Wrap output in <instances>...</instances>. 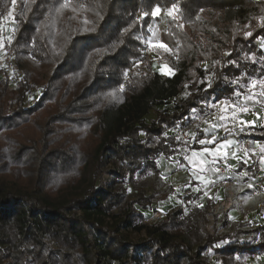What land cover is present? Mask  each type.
Here are the masks:
<instances>
[{
  "label": "trees",
  "instance_id": "16d2710c",
  "mask_svg": "<svg viewBox=\"0 0 264 264\" xmlns=\"http://www.w3.org/2000/svg\"><path fill=\"white\" fill-rule=\"evenodd\" d=\"M62 2L17 0L18 30L7 52L31 68L13 85L0 70V264H247L264 255V223L216 212L214 199L188 212L173 208L154 222L144 213L163 194L149 190V178L160 172L154 161L185 147L177 135L190 140L171 130L189 127L193 108L205 116L202 101L231 98L232 79L264 74V65L247 59L264 56L257 43L264 0H72L75 12L56 15ZM173 3L188 23L205 7L224 9L231 26L225 42L203 25L220 43L202 48L172 20L180 59L175 75L164 76L137 39L149 35L138 18L155 4ZM12 6L0 0V16ZM239 23H250L254 36L245 38ZM134 60L147 61V70L125 77ZM196 134L203 138L202 130ZM241 136L264 140V129ZM199 197L189 193L185 200ZM130 230L145 235L135 241Z\"/></svg>",
  "mask_w": 264,
  "mask_h": 264
},
{
  "label": "snow or ice",
  "instance_id": "6c2138e0",
  "mask_svg": "<svg viewBox=\"0 0 264 264\" xmlns=\"http://www.w3.org/2000/svg\"><path fill=\"white\" fill-rule=\"evenodd\" d=\"M33 3L36 0H32ZM13 8L17 4V0H11ZM72 0H63L59 7L54 9L56 15H60L62 11L70 9L75 12V8H70ZM180 11L178 6L173 3L166 9V14L173 21L177 19V13ZM165 12L160 4H155L151 12H144L139 18L138 22L142 28L147 27V30L151 32V26H145L144 20L149 18L155 20L159 18L162 13ZM261 28H264V16L257 18ZM2 21H7L11 27L8 29V33H5V28ZM88 21H85L87 23ZM177 27L183 29V24H178ZM246 27H251L249 23ZM18 30L16 24V18L14 12L9 10L6 16L0 17V59L7 55V49L12 46L15 41V33ZM39 31V28L36 29ZM127 31V29H124ZM245 38H250L254 36L252 31H245L243 33ZM141 44H145L149 50H159L163 49L164 52L171 53L172 49L168 44L155 39V33L147 40H142L137 37ZM261 41L260 52L264 53V37H258ZM32 47L35 46V41H33ZM225 55H231V53H225ZM247 59L253 64L264 65V56L257 58L255 53L247 54ZM134 66L138 67L140 61H134ZM216 61L215 64H219ZM230 65L239 67L236 61H230ZM207 67L205 72H207ZM159 72L164 76L175 75V70L171 68L168 64H161L159 67ZM261 73H264V67L261 68ZM128 70H125V77H127ZM214 73L212 76L207 77V87H212V81L214 78ZM247 82H243L244 80ZM203 83V81H201ZM230 83L235 86L231 94V98L225 97L220 100H209L202 101L205 109L204 115L213 116L214 119L211 123L208 120H204V123L208 124V127L204 128L203 138L197 139L196 133H191L190 140H181V136L177 135L175 140L177 145L184 144L185 147H176L172 149L173 155L168 156L167 159L172 161V163L179 168L186 169L190 172L191 179L188 184L185 185L186 188L190 189L196 193H202L204 197L209 200L214 199L210 194L211 187L219 180L226 179H236L243 183L244 187L248 190L247 196L244 197L245 203L252 199L253 192L256 191V181L257 177L253 169H257L264 172V143L258 141H250L240 139L241 134L247 133L253 130L255 127L259 126L264 129V117L256 111V106L259 105L261 109H264V74L250 76L247 73H242L235 79H232ZM120 91L123 92L124 85L121 84ZM187 87V86H186ZM207 90V89H206ZM113 98H115V93H111ZM207 109H213L214 112H208ZM254 113L256 119L246 120L243 117ZM192 119L200 118L197 115V110L192 109ZM187 119V118H186ZM199 127V126H197ZM223 130L224 135H218L220 130ZM167 138V133H163ZM198 145V148L191 147L190 145ZM170 147V146H169ZM180 156V159L176 157ZM230 160H234L235 164L229 163ZM154 163L157 167L160 166V161L156 160ZM240 165H243L241 168ZM239 169V170H237ZM251 173V174H250ZM166 173H161V177L166 178ZM195 181V184H193ZM131 191V189H129ZM179 191V190H177ZM219 199V197H215ZM191 203V201H189ZM199 207L203 208L204 205L200 204ZM162 214L163 208L157 209ZM231 218V217H230ZM252 222L249 221V224ZM255 238V237H253ZM237 260L240 259L239 256L236 257ZM256 261H260L261 257L256 256Z\"/></svg>",
  "mask_w": 264,
  "mask_h": 264
},
{
  "label": "rangeland",
  "instance_id": "374dc122",
  "mask_svg": "<svg viewBox=\"0 0 264 264\" xmlns=\"http://www.w3.org/2000/svg\"><path fill=\"white\" fill-rule=\"evenodd\" d=\"M163 8H165V12L162 13V15L159 18L152 20V23L150 25L151 26V32H149V35L145 38V40L150 38L152 36V33H155V39L160 40V41L168 44L169 47L172 49V52L167 53V52H164L163 49L149 50V49H147L145 44L143 47V51H144V53L149 54V56L151 57L150 58L151 66L155 70H159V67L161 64H168L171 68H173L175 70L174 65L180 59V48L179 47H180L181 43H180V39L175 35L174 31L171 29L170 22L172 21V19L169 18L166 14L167 8L166 7H163ZM9 10H12L14 12V15H15L16 12L18 11V7H17V5L15 6V8H13V6H12ZM262 16H264V11L262 13H260V17H262ZM177 20H178L179 24L184 25L182 31L186 32L189 35L190 39L195 44H197L198 46H200L202 48H207V47H210L213 45H219V43H220V41L215 40V38L211 32H208L202 28L203 25H210L213 28H215L218 31L220 38L222 40H224L225 42H228L227 41V31H228L229 27L231 26V22L226 18V12L224 9H219V8H214V7H205L200 11L197 21L188 23L184 20L179 19L178 17H177ZM246 25H248V24H244V23L238 24L240 33H244L245 31L251 30L249 27H246ZM10 27H11V25L8 22H6V25L4 26L6 34L8 33V29ZM257 43L260 47L261 41L257 40ZM9 54H11V53H9ZM12 55L16 61L18 68L21 70L20 74H14L13 75L11 73H6L3 69L0 68L2 73H6L12 79L13 82L11 85H13V83L17 82V80L22 75L25 67L31 68V65L27 64L25 61L19 62L16 59L15 55L14 54H12ZM161 58H164L165 61L160 62ZM134 61H140V63L138 65V67H135L134 63H133L132 68L128 70L127 76L131 75L134 71L147 70V61H142V60H134ZM195 64H196V62H195ZM204 67L209 68L210 64L205 63ZM37 71H39V70L37 69ZM42 75H44V74H42ZM212 75H213V72H211V71L208 72V74L206 75V78H205L206 82H208L207 77L212 76ZM40 90L41 89H37V93L35 94L36 96H38V93L40 92ZM184 95H185V93L183 95L175 98L174 100H172L171 104L168 107L172 108L174 106V104L178 103L180 98L183 97ZM214 111L215 110H213L211 112H214ZM256 111H258L260 113V115L262 117H264V109H261L259 107V105L256 106ZM156 112L157 111H152V113L149 115V118L155 117ZM197 115L200 118L193 119L194 121L190 124L189 127L184 128V129L182 128L179 130H171V132H179L180 131L182 134L185 135V137H190L191 133H196V131L203 130L204 128L208 127V124L204 123V120H208L209 123H211L214 119L213 116H206V115L202 116L198 112H197ZM243 118L246 120H252V119H256V116L254 113L250 112L249 114H247ZM197 126H199V127H197ZM218 135H220V136L224 135V132L222 129L219 131ZM240 139L256 141L253 137L246 138L244 136H240ZM257 141H259V140H257ZM260 143H264V141H260ZM176 158L180 159V162L183 163V160L180 156H177ZM159 161H160V166H159L160 172L158 174H156L155 176H152L149 178V184H150L149 190L151 191L152 188L154 186H156L159 190L162 191L163 194L161 195L160 199L151 208L144 209V213L146 215L147 221H149V222L156 221L155 213L158 211L157 209H160V208H163L164 214L161 213V217H163V216L167 215L168 212L173 208H178L181 206L184 208V210L186 212H188L190 207L193 205L205 204L206 197H204L202 195V193H196V192H193L190 189L186 188L185 185H187L188 183L183 184L181 187H177V188L173 187V185H177V186L179 185V182H180L179 179L181 176L183 178V176H186V174L190 175L189 171H187L186 169H183V168H179L178 166L174 165L172 163V161L168 160L167 158L161 157ZM229 163L235 164V161L230 160ZM240 167L242 168L243 165H240ZM237 170H239V169H237ZM253 171L255 172L256 175H258L257 176L258 180L256 181V191L253 192L252 199L248 200L247 203H245L244 197H246L248 192L251 190H248L246 187H244L242 182H240L236 179H227V180H231L233 182V183H229V184L226 182L227 180L217 181L211 187L210 194L212 196L213 195L217 196L218 192H216V189H218L220 192L221 191H227L228 193H227L226 197H228L230 195V193H233L234 200L238 201L237 204L235 203V205L240 207L244 214H247V213L251 214V216H250L251 219H254L252 223L255 224L260 220H261L260 223H264V208L259 206V204H264V189L261 186L262 183L264 185V172H261L257 169L256 170L253 169ZM161 173H166L167 174L166 178L162 179ZM104 176L106 179L109 178V174L107 172L104 173ZM190 179H191V176H190ZM193 184H195V181H193ZM224 187H227V190ZM177 190H179V191H177ZM189 193H191V195L192 194H198L200 197L196 201L190 200L191 203H189V200L188 201L185 200V195H188ZM234 209H236V208H234ZM233 210H232V212H233ZM255 211H258L260 216H258V214L253 216ZM224 212H227V211L224 209L219 210V213H224ZM210 218H211V216H210ZM211 219L213 221V217ZM208 225H211V223ZM208 225H207V228H208ZM208 230L211 232V231H213V228L210 229V227H209ZM126 234L128 236H130L135 241H137L138 239L142 238L145 235V233L143 231L138 232V231H131V230L127 231ZM208 253L213 258V251H208ZM259 256L261 257L260 261H256V259H255L256 255H254L252 257H248L247 258V264H264V255H259Z\"/></svg>",
  "mask_w": 264,
  "mask_h": 264
},
{
  "label": "built area",
  "instance_id": "2783aa9c",
  "mask_svg": "<svg viewBox=\"0 0 264 264\" xmlns=\"http://www.w3.org/2000/svg\"><path fill=\"white\" fill-rule=\"evenodd\" d=\"M8 11L9 10L3 12L0 17L6 16ZM6 22L7 21H2L4 26L6 25ZM164 61H165L164 58L160 59V62H164ZM0 68L3 69L6 73H11L13 75L14 74H20V72H21V70L18 68V66L16 64V61H15L13 55L9 54L8 52H7V55L5 57L0 59ZM0 78H1V72H0ZM184 137H185V135H184ZM235 203H236V201L234 200L233 193H230V195L228 197H226L225 199H223L220 203H216L214 205V209L216 212H219V210H222V209L228 211L235 205ZM259 206L264 208V204H259ZM155 218H156V220L161 219L162 218L161 212L157 211L155 213ZM211 218H212V216H211ZM209 227H210V229L212 228L211 225H208V228Z\"/></svg>",
  "mask_w": 264,
  "mask_h": 264
},
{
  "label": "crops",
  "instance_id": "0c3cea01",
  "mask_svg": "<svg viewBox=\"0 0 264 264\" xmlns=\"http://www.w3.org/2000/svg\"><path fill=\"white\" fill-rule=\"evenodd\" d=\"M257 141V140H256ZM260 141H264V140H259L258 142H260ZM190 176L191 175H188V174H186V176H183V178H182V176L180 177V182H179V185L177 186V185H173V187L174 188H177V187H181L183 184H186V183H188L189 182V180H190ZM258 175H256V177H257ZM227 180V179H226ZM257 180H258V177H257ZM263 181V180H262ZM226 182H228V183H233L231 180H227ZM262 188L264 189V185H263V183H262ZM224 188H226V190H227V187H224ZM233 191V190H232ZM216 192H218V197H219V199H216L215 197H217L216 195L214 196L213 195V197H214V199L216 200V202L217 203H220L223 199H225L226 198V196H227V191H219L218 189H216ZM223 193V194H222ZM225 193V194H224ZM207 198V197H206ZM237 200H236V204H237ZM234 208H236V209H234ZM234 209V210H233ZM232 210H233V212H232ZM228 213H229V215H230V217L233 219V220H249V221H251V222H253V220L254 219H251V214L250 213H247V214H244L243 213V211H242V209L240 208V207H238V206H234V207H232L230 210H228ZM256 214H258V216H260L259 215V213H258V211H255V213L253 214V216H255ZM263 220V219H262ZM261 221V220H260ZM260 221H258L257 223H260Z\"/></svg>",
  "mask_w": 264,
  "mask_h": 264
}]
</instances>
